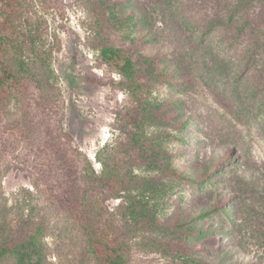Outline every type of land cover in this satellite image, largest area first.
<instances>
[{
    "label": "rangeland",
    "instance_id": "374dc122",
    "mask_svg": "<svg viewBox=\"0 0 264 264\" xmlns=\"http://www.w3.org/2000/svg\"><path fill=\"white\" fill-rule=\"evenodd\" d=\"M101 4L107 21L91 0L67 15H47L60 40L50 76L65 98V125L97 171L120 150L115 121L126 98L89 81L104 74L98 32L116 50L143 41L162 52L176 75L144 103L139 141L123 145L138 177V199L135 207L121 200L110 207L121 206L131 264H264V0ZM127 10L134 15L125 20ZM90 23L100 31L90 32ZM229 148L232 155L210 177L201 162L221 160ZM4 247L0 264H96L70 216L0 150Z\"/></svg>",
    "mask_w": 264,
    "mask_h": 264
},
{
    "label": "trees",
    "instance_id": "16d2710c",
    "mask_svg": "<svg viewBox=\"0 0 264 264\" xmlns=\"http://www.w3.org/2000/svg\"><path fill=\"white\" fill-rule=\"evenodd\" d=\"M85 1L0 0V150L70 216L91 248L96 264H131L129 239L119 224L121 206L116 211L110 207L112 200L135 207L138 199L134 187L138 177L123 145L139 141L144 103L151 99L158 84L172 83L176 75L167 69L162 52L147 49L143 41L135 40L127 52L119 49L120 53L107 41L110 37L98 32L96 36L103 42L99 45L103 52L99 62L104 74L90 76L89 81L121 90L126 98L115 121L121 131L115 135L120 150L114 149L97 171L66 128L65 98L50 76L55 52L61 47L57 35L50 31L47 15L54 10L67 15L68 9H82ZM91 1L94 13L99 12L107 21L101 0ZM126 14L121 18L128 20L134 15L128 10ZM89 17L82 18L84 23ZM89 28L94 34L100 31L94 23ZM143 55L149 59L148 65ZM113 70L119 79L113 76ZM191 78L189 75L184 80ZM232 153L229 148L221 160L211 164L205 159L201 164L212 177ZM200 177L205 180L203 171ZM221 198L216 203L220 209ZM6 250L0 249V257Z\"/></svg>",
    "mask_w": 264,
    "mask_h": 264
}]
</instances>
